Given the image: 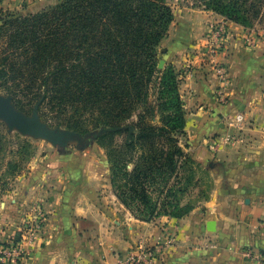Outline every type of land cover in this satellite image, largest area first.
Listing matches in <instances>:
<instances>
[{
  "label": "crops",
  "instance_id": "crops-1",
  "mask_svg": "<svg viewBox=\"0 0 264 264\" xmlns=\"http://www.w3.org/2000/svg\"><path fill=\"white\" fill-rule=\"evenodd\" d=\"M198 23L171 35L167 52L178 71L187 68L186 73L181 71L180 90L188 151L203 169H209L208 196L182 218L100 219L104 198L99 176L82 167L71 176L63 172L48 192L52 196L45 207L44 232L24 242L25 264H121L139 244L156 250V264H260L264 256V41L246 46L239 38L243 29L228 22L227 47L212 56L226 69L222 77L207 54L213 31ZM219 88L228 96L227 104L219 101ZM239 115L244 118L240 123ZM191 142L197 145L194 152L189 150ZM45 174L34 170L22 175L20 187L4 195L0 205L16 213L12 219H0V242L13 239L21 230L19 216L43 198L46 186L40 177ZM209 221H214V231L208 229Z\"/></svg>",
  "mask_w": 264,
  "mask_h": 264
},
{
  "label": "trees",
  "instance_id": "trees-1",
  "mask_svg": "<svg viewBox=\"0 0 264 264\" xmlns=\"http://www.w3.org/2000/svg\"><path fill=\"white\" fill-rule=\"evenodd\" d=\"M210 3L232 21L240 10L254 8L248 16H257L264 6V0ZM173 21L167 0H61L25 16L0 9V85L16 104L24 96L31 110L49 108L58 125L97 130L115 194L126 206L138 201L148 214L143 221L162 216L166 205L169 189L154 195L156 173L178 176L187 166L191 182L193 164L200 166L186 150L188 138L182 146L173 134L188 136L181 74L158 66Z\"/></svg>",
  "mask_w": 264,
  "mask_h": 264
},
{
  "label": "rangeland",
  "instance_id": "rangeland-1",
  "mask_svg": "<svg viewBox=\"0 0 264 264\" xmlns=\"http://www.w3.org/2000/svg\"><path fill=\"white\" fill-rule=\"evenodd\" d=\"M60 1L61 0H0V9L25 16L54 6ZM210 1L211 0H167L173 9L174 21L170 26L167 38L163 39L159 49L160 61L164 60V65L161 69H169V67H172L178 70L170 61L171 57L167 52L172 43L170 42V37L171 35L177 34V32L178 34H182L183 32L181 30L188 29L189 25H194L192 27H196L195 23L197 22H201L198 24H202L203 22L206 23V25L211 27V30L223 24L229 28L227 23L231 22L234 27L243 29V31L239 33V38H241L248 47H252L255 41H264V6L257 16L256 12L255 15L248 16L253 12L254 8H252L249 13L248 10H246L247 12L245 10H240L236 14L239 15V19L237 21H232L231 19H226L228 16L225 11L220 13L214 10V6ZM250 3H256V0H250ZM244 5L247 7L248 4ZM31 10H36V12H31ZM199 15L206 17L205 19L202 18L203 22L198 20L197 17ZM194 31L198 32V29L196 28ZM248 37H250L251 42L246 40ZM1 45H3V39H0V46ZM207 45V54H210L208 56L209 61L218 69L219 62H216L212 56L223 52L227 45L224 50H220L218 53L212 52L210 49L211 44ZM186 69L185 67L183 70H180V74H183L182 72L186 73ZM0 97L9 99L14 110L29 120H32L34 110H38L40 120L43 124L50 130L65 134L64 138L58 139L49 138L36 133H25L16 126L11 125L5 117L0 115V204L5 200L3 198L7 192H12L20 187L19 181L22 175L33 172L34 170H40L46 173L44 176L40 177L43 181V183H41L46 186V193L44 192L43 198L34 201L33 205L28 206L24 214L22 213L21 217L19 216L20 219H23V222L19 225L22 230H26L31 223H35L42 216L43 218L38 222H44L46 225L48 213L45 207L48 198L52 196V192L48 193L50 192V188L54 187V183L57 182L60 174L66 172L71 176L78 172V169L81 167L85 168L90 175L99 176V179H96L100 185V197L104 198L103 207L99 210L101 215L100 219L140 220L147 218L148 214L146 215L145 212H141L137 209V204H140L138 201L129 200L130 206H126L115 194V190L111 184L106 150L97 142V130L82 134L76 130L58 125V119L51 116V110L49 108L45 109L44 114L39 111L38 106H35L33 110H31V105L28 104V99L24 96H20V101L16 104L15 96L8 93L1 85ZM213 112L215 113V111ZM173 134L180 139L181 145L184 146L188 136H184L178 131ZM116 140L118 144H122L124 137L119 135L116 137ZM194 140L195 138H193V141ZM194 146L197 145L191 142V148L189 150L194 152ZM186 150H188V148H186ZM193 167L195 169V175L191 182L188 178L189 167L187 166V170H185L184 167L178 170V176L177 172L156 173L157 177L154 188L157 190V193L154 195H159L158 190L169 189V192H165V197L163 199V202H165L163 204L166 205L163 206L160 211V213L163 214L162 216H165L164 213L181 217L186 214L188 215L200 204V201H203L208 196L211 185V177L208 175L209 169H203L201 165H196L195 168L194 164ZM170 189L172 192H170ZM179 189H182V191H178ZM15 213V211L11 209L8 210V208H4L0 205V219H12V215ZM44 229L45 226L43 232ZM20 235L21 230H18V232L13 235V239L19 238ZM40 236L41 235L38 237ZM139 247L150 246L139 244L137 248ZM135 249L136 248L132 251Z\"/></svg>",
  "mask_w": 264,
  "mask_h": 264
},
{
  "label": "built area",
  "instance_id": "built-area-1",
  "mask_svg": "<svg viewBox=\"0 0 264 264\" xmlns=\"http://www.w3.org/2000/svg\"><path fill=\"white\" fill-rule=\"evenodd\" d=\"M213 30V40L211 42L210 49L213 53H218L220 50H224L229 39V28L223 24L222 26L215 27ZM251 42L250 37L246 39ZM218 74L222 77L226 74V69L222 65H218L215 68ZM218 99L222 104H226L228 101V96L218 89L217 91ZM243 116L239 115L237 117L238 122L243 121ZM43 218L40 217L39 220ZM38 220V221H39ZM31 223L26 230L21 229V235L19 240L11 239L9 241L0 242V264H25L27 259V250L24 248V242L26 240L33 241L37 239L39 235L43 233V228L45 226L44 222ZM38 222V223H37ZM249 253L248 255H251ZM158 260V255L156 250L152 247H139L132 251L128 258L121 264H156ZM260 264H264V256L259 258Z\"/></svg>",
  "mask_w": 264,
  "mask_h": 264
},
{
  "label": "water",
  "instance_id": "water-1",
  "mask_svg": "<svg viewBox=\"0 0 264 264\" xmlns=\"http://www.w3.org/2000/svg\"><path fill=\"white\" fill-rule=\"evenodd\" d=\"M164 65V60L160 61L159 68ZM0 115L5 117L11 125L16 126L22 132L25 133H36L49 138H64L65 134L58 131L50 130L45 124L40 120L38 110H34L32 120L27 119L22 114L18 113L12 107L11 101L9 99H3L0 97ZM214 221L208 222V229L211 231L215 230Z\"/></svg>",
  "mask_w": 264,
  "mask_h": 264
}]
</instances>
